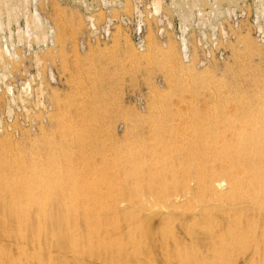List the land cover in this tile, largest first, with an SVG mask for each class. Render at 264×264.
Here are the masks:
<instances>
[{"label":"rangeland","instance_id":"1","mask_svg":"<svg viewBox=\"0 0 264 264\" xmlns=\"http://www.w3.org/2000/svg\"><path fill=\"white\" fill-rule=\"evenodd\" d=\"M21 2L24 7L17 18L4 16L6 28L0 31L1 43L14 54L0 65V186L5 185L0 187V205L9 199L6 206H14L13 197H21L14 207H0L1 264L8 260H14L10 264H264V226L259 218L253 222L247 218L251 221L245 220L247 225L243 220L245 227L238 239L230 240L231 233H227L214 236L213 241L204 240L201 230L215 232L219 223L193 218L201 208L199 200L206 195L196 187L205 175L249 143L255 147L258 143L256 148L250 146L254 150L264 149V102L263 109L258 105L264 100V16L254 17L253 9L248 14L249 2L243 0L240 17L216 32L218 39L212 40L220 43V57L215 53L209 62L198 60V64L195 59L190 63L181 59L179 45L171 36L161 41L150 30L146 50L138 51L122 24L113 28L108 42L82 49L87 25L92 21L102 29L103 22L111 18L105 8L113 0ZM232 2L237 0H220L226 4L220 10ZM139 5L140 0H125L118 10L135 23ZM31 7L53 29L45 43L36 35H26L31 32L25 29L23 10L33 12ZM111 15L117 18L119 14L112 11ZM247 42L253 45L249 53L244 47ZM125 46L137 56L124 53ZM168 55L174 65L167 61ZM26 84L29 91L24 92ZM239 105L258 108L260 113L255 108L251 111H255L251 121L245 119L257 125L255 133L246 121H237ZM53 133L61 136L51 146L61 172L37 174V169L57 164L48 161L44 149L37 151L42 139ZM33 153L38 155L32 157ZM4 162L18 165L17 169L27 164L29 173L4 172ZM53 189L61 190V196H56L58 205L53 192L48 193ZM28 194L30 199L24 200ZM15 211L26 213L24 221L31 224L32 232L36 225H48L47 215L53 212V216L61 213L60 218L50 219L53 222L67 221L95 232L87 236L83 228L80 238L75 237L77 243L88 237L83 246L77 253L63 255L57 253L55 240H50L49 234L54 239L59 234L60 228L53 227L41 235V244L34 242L41 250L33 251L34 232L24 230L18 240L13 237L18 231L8 232L6 225L14 220ZM166 211L173 215H161ZM189 236L195 237L194 244ZM15 242L29 250L18 251ZM177 242L186 247L174 249Z\"/></svg>","mask_w":264,"mask_h":264},{"label":"bare ground","instance_id":"2","mask_svg":"<svg viewBox=\"0 0 264 264\" xmlns=\"http://www.w3.org/2000/svg\"><path fill=\"white\" fill-rule=\"evenodd\" d=\"M17 1V0H16ZM35 1V0H34ZM173 1V3L175 4V0H172ZM178 2H177V5L179 6V7H182V6H185V5H187V2L186 1H184V0H177ZM208 1V0H207ZM206 1V2H207ZM220 1V0H219ZM236 1V0H235ZM24 2H27V0H24ZM41 2V1H40ZM159 3H160V0L159 1H157V5H159ZM208 3V2H207ZM210 3V2H209ZM212 4H213V2H211ZM199 4H201V0H190V5L191 6H198ZM23 5V6H22ZM34 5V4H33ZM214 6H217V2H215V4H214ZM20 7H24V3L23 2H21V0H18V2H15L14 0H0V31H2V29L5 27V24H4V22L2 21V19L4 18V16H6L8 19H11V17L13 16V17H16L17 18V16L16 15H18L17 13H19V11H20ZM32 8H34V7H31V9ZM24 9V8H23ZM215 12H217V11H221L220 10V7L219 8H215V9H213ZM22 11V10H21ZM24 11V15H23V17H24V20H25V29L26 30H29L31 33L30 34H26V35H36L35 36V38L36 39H38V40H41V42H43V43H45V41H47L48 39H49V33L53 30L51 27L49 28L48 26H47V24L42 20V18L39 16V14H38V11H37V9L36 8H34V11L32 12V11H30L29 9H27L26 10V8H25V10H23ZM22 11V12H23ZM5 17V18H6ZM15 18V20H17ZM14 19V18H13ZM8 22V21H7ZM16 23H17V21H16ZM11 24V23H10ZM18 25V24H17ZM4 26V27H3ZM6 28V27H5ZM44 29H46V32H44ZM25 30V31H26ZM54 32V31H53ZM20 33V32H19ZM28 33V32H27ZM24 34V33H23ZM50 36H52V35H50ZM38 40H36V41H38ZM244 43V42H243ZM54 44V43H53ZM244 47H245V49H247L246 50V52H250V51H253V45L250 43V42H247V43H245L244 44ZM249 50V51H248ZM124 53H126L129 57H131V58H135V56H137L133 51H130L129 49L127 50V47L125 46V50L123 51ZM150 51H148V53H149ZM169 52V51H168ZM149 55V54H148ZM166 55V54H165ZM14 56V54L10 51V49H9V47H8V45L5 43V44H2L1 43V40H0V65H4V63L6 62L5 61V59L6 58H11V57H13ZM151 56H155V58L158 56V55H156V54H152ZM174 56V55H173ZM166 59H167V61L169 62V63H171V64H175V63H172L174 60L171 58V55H168V57H166ZM173 60V61H172ZM178 63V62H177ZM178 65V64H177ZM178 68H180V67H178ZM4 70V69H3ZM182 70H183V68H182ZM186 70H190V69H186ZM6 71H7V69H6ZM185 71V70H184ZM188 72V71H187ZM188 73H190V71L188 72ZM205 74V73H204ZM4 75L5 74H3V77H4ZM195 74L193 73V76H194ZM191 76V75H190ZM3 77H2V79H3ZM196 77V76H195ZM193 78V77H192ZM4 79H5V77H4ZM209 79V78H208ZM214 79V78H213ZM207 80V79H206ZM1 81V80H0ZM4 81V80H3ZM217 82V81H216ZM209 84V83H208ZM2 85H3V83H2ZM27 86H25L24 87V92L25 91H29V86H28V84H26ZM8 87V86H7ZM10 87V86H9ZM193 88V87H192ZM7 90H8V92H10L11 91V89H9V88H7ZM6 90V91H7ZM203 92V91H202ZM11 93V92H10ZM10 93H9V95H10ZM27 93V92H26ZM29 93V92H28ZM192 93V92H191ZM25 95H27V94H25ZM29 95V94H28ZM198 96V95H197ZM30 97V96H29ZM216 97V96H215ZM251 99V98H250ZM264 99V98H263ZM244 101V100H243ZM249 101V100H248ZM226 102V101H225ZM263 102H264V100L262 101V103L260 104L259 102V104L258 105H260L261 107L263 106ZM247 103V102H246ZM251 105V104H250ZM248 105H246V106H241V105H239V110H238V112H236V113H238V116L237 117H239V118H237V121H238V119H240L241 121H246L245 119L246 118H248V120H249V117H252L251 115H252V113H255V111L256 112H258V113H260L259 111H258V108H255L256 107V105H252L253 106V109L252 110H254V108H255V111L254 112H252L251 113V107H249L250 108V110L248 109V107H247ZM255 106V107H254ZM258 107V106H257ZM238 109V108H237ZM236 109V110H237ZM257 109V110H256ZM262 109H263V107H262ZM170 110V109H169ZM263 112L264 111H262L261 110V113L263 114ZM172 115V114H171ZM264 115V114H263ZM220 116V115H219ZM255 116V115H254ZM171 117V116H170ZM263 118V117H262ZM221 119H222V117H221ZM225 119V118H224ZM243 119V120H242ZM251 119L252 118H250V120L249 121H251ZM254 119V118H253ZM210 120V119H209ZM227 120V119H226ZM239 120V121H240ZM240 121V122H241ZM255 121V120H254ZM264 121V120H263ZM262 121V122H263ZM247 122V121H246ZM248 123V126H251V127H253L252 125V123L251 122H247ZM254 123V122H253ZM259 123H260V121H259ZM264 123V122H263ZM262 123V124H263ZM164 124H166V123H164ZM226 124V123H225ZM238 124V123H237ZM250 124V125H249ZM255 124H257V122H255ZM261 124V125H262ZM244 125V124H243ZM236 126V125H235ZM240 126V125H239ZM255 126H257V125H255ZM254 126V127H255ZM263 126V125H262ZM254 127L252 128V130L254 129ZM259 127H261V126H259ZM258 127V128H259ZM264 127V126H263ZM241 128H243V126L241 127ZM245 129L247 128L246 126L244 127ZM243 128V129H244ZM251 130V128H247L246 129V131L247 130ZM261 129V128H260ZM252 130L250 131V132H252ZM255 130H256V127H255ZM255 130H253V132L255 131ZM261 131V130H260ZM243 132V131H242ZM255 133V132H254ZM246 134V133H245ZM61 138V136L60 135H55L54 133L53 134H50V135H46L43 139H42V141L40 142V145H39V148H37L38 150L37 151H41V149L43 150H45L46 151V154L48 155L47 157H48V161L50 162V160L51 161H57V164H53V163H51V166L50 167H47V168H40L39 170L37 169L36 170V172H38L37 174H40V175H42V174H46V172L47 173H49V174H57V173H59V172H61V165H59L58 163V156H57V154L55 153V151H56V149H54V148H52L51 146L53 145V144H56V141H57V139L58 138ZM252 140H250V142H251ZM247 143H248V141H247ZM250 144V146L251 147H254V148H256L257 146H258V143H255L256 144V147L255 146H252V143H249ZM248 144V145H249ZM246 145V144H245ZM253 145H254V143H253ZM259 145H261V146H259L258 148H261L262 147V142H261V144H259ZM250 146H248V147H250ZM8 147V146H7ZM7 147H1L2 149H7ZM44 147V148H43ZM248 147L247 148H238L237 150H235V151H230L231 152V155L230 156H228L229 158H226V159H224V160H222L220 163H219V165H217V168H215V170H214V172L213 171H211L210 173H208L207 175H205L204 177H203V180H201V182H198L197 184H196V182H195V184H196V187H197V185H198V188L200 187V189L202 188L203 190V192H205V196H204V194H203V196H204V199H200L199 200V205L201 206V208L199 209V211L197 212V214H195V216L193 217V218H195V219H198V220H200V221H202L203 223H211V222H217V223H219V227H218V230L217 231H215V232H213V231H209V232H207V231H203V230H201V234L203 235H205L204 236V240H205V238L207 239H209V240H212L213 241V239H214V236H215V238L217 237V236H219V237H221L222 235H224V234H230L231 233V235H229V237H230V240L231 239H238L239 237H237L240 233L242 234V232L243 231H241V230H243L242 228H243V226L245 227V225H247V223H246V221L245 220H247V218L249 219H251V221L253 222L254 220L256 221L258 218L260 219V220H262V223H260L261 221L260 220H258V224H262V226H264V149H263V147H262V149L260 150H254L253 148H249L248 149ZM257 148V149H258ZM2 149H1V151H2ZM14 149V148H13ZM33 150V149H32ZM43 150V151H44ZM175 150H176V148H175ZM6 152H7V150H5ZM9 151H11V148H10V150ZM36 151V150H35ZM204 152V151H203ZM40 153V152H39ZM201 153H202V151H201ZM11 154H13V153H11ZM10 154V155H11ZM230 154V153H229ZM35 155H38L37 153H33V154H31V156L32 157H34ZM41 155V154H40ZM7 156V155H6ZM24 158V157H23ZM5 159V158H4ZM8 159V158H7ZM1 160V159H0ZM2 160H3V158H2ZM6 161V160H5ZM23 161H25V159L23 160L22 159V163H23ZM37 161V160H36ZM47 161V162H48ZM8 162V161H7ZM11 162V161H10ZM20 162H21V160H20ZM48 162V163H49ZM5 163V162H4ZM33 163V162H32ZM19 164V163H18ZM26 164V163H25ZM36 164H32L31 165V167L32 168H36V166H35ZM39 164H37V168H39V166H38ZM15 166V167H14ZM13 166V164H12V166L10 165V164H8V163H5V165L4 166H1V169H3L2 171H4V172H8V171H13V173H18V172H25V173H27L28 171H29V167L27 166V164H26V166H21V164H20V168L19 169H17V166L18 165H14ZM45 166V165H44ZM13 168H15V169H13ZM33 170V169H32ZM35 170V169H34ZM212 170V169H211ZM207 171V170H206ZM216 171V172H215ZM1 172V171H0ZM3 172V173H4ZM10 173V172H9ZM29 173V172H28ZM202 173V172H201ZM5 174V173H4ZM61 174V173H60ZM28 175V174H27ZM15 176H17V175H15ZM25 176V175H24ZM53 176V175H52ZM51 176V177H52ZM60 176V175H59ZM14 177V176H13ZM12 177V178H13ZM196 178V177H195ZM51 179H54V177H52ZM201 179H202V174H201ZM57 180V179H56ZM192 180V179H191ZM197 180H200V178L198 177L197 179H196V181ZM38 182V181H37ZM32 183V182H31ZM11 184V183H10ZM44 184H45V182H44ZM188 184V183H187ZM4 185V184H3ZM3 185H1L0 187H2ZM30 185H32V184H30ZM41 185V184H40ZM60 185H61V183H60ZM60 185H58V186H60ZM5 186V185H4ZM3 186V187H4ZM28 186V185H27ZM27 186L25 187V188H27ZM43 186V185H42ZM190 186V185H189ZM11 187V186H10ZM9 187V188H10ZM44 187V186H43ZM49 187V186H48ZM56 187V186H55ZM12 188V187H11ZM31 188V187H30ZM33 188V187H32ZM47 188V187H46ZM178 188V187H177ZM28 189V188H27ZM190 189H192V188H190ZM9 190H13V189H9ZM16 190V189H15ZM29 190H31V189H28V191ZM42 190H44V188L42 189ZM45 190H47V189H45ZM193 190V189H192ZM27 191V192H28ZM40 191V190H39ZM11 191H9V193H10ZM23 192V191H22ZM25 192H26V190H25ZM45 192V191H44ZM53 192V197L54 198H52V196H51V198L52 199H54L53 200V202H54V204H57V199H56V196H61V190H55V189H53V191L51 190V191H49L48 193H52ZM55 192H58V193H55ZM14 193H16V191H14ZM13 193V194H14ZM18 193V192H17ZM29 193V192H28ZM195 193V192H194ZM12 194V193H11ZM25 194V193H24ZM30 194H32L33 195V193H31L30 192ZM44 194H46V193H44ZM15 195V194H14ZM39 195V194H38ZM20 196V195H19ZM45 196H47V195H45ZM44 196V197H45ZM11 197H12V195H11ZM36 197L37 196H35L34 198L36 199ZM44 197H42V198H44ZM193 197V196H192ZM23 198V197H22ZM30 199V196H29V194L28 195H24V200H29ZM33 198V199H34ZM38 198V197H37ZM59 198V197H58ZM162 198V197H161ZM171 198H172V196H171ZM195 198V197H194ZM197 198V197H196ZM199 198H201V197H199ZM8 199V198H7ZM13 199H14V202L12 201L11 203H15L14 204V206L15 205H17V204H19V202L16 200V199H21V197L20 198H17V196H15V197H13ZM176 199V198H175ZM178 199V198H177ZM192 199V198H191ZM4 200V199H3ZM39 199H37L36 200V202L35 203H38L37 201H38ZM45 200H46V198H45ZM50 200V199H49ZM49 200H47V201H49ZM5 201H6V199H5ZM8 201H9V199H8ZM7 201V202H8ZM16 201L18 202L17 204H16ZM40 201V200H39ZM171 201H173V200H171ZM177 201V200H176ZM193 201V200H192ZM7 202L5 203V206H6V204H7ZM28 203H30L29 201H27ZM27 202H25L26 204H27ZM197 202V201H196ZM3 203V204H4ZM34 202H32V204H33ZM173 203H174V201H173ZM10 204V203H9ZM34 205V204H33ZM58 205V204H57ZM5 206H3V205H0V207H2L3 209H6L7 207H9L8 205L6 206V208H5ZM13 205L11 206V207H14ZM46 206V205H45ZM51 206H52V203H51ZM11 207H9V208H11ZM17 207V206H16ZM15 207V208H16ZM53 207V206H52ZM51 207V208H52ZM55 207V206H54ZM53 207V208H54ZM58 207H60V204H59V206H57V207H55L56 209L58 208ZM61 208V207H60ZM59 209V208H58ZM160 210V209H159ZM21 211V210H20ZM172 211H173V209H172ZM179 211V210H178ZM177 211V212H178ZM22 212H24V211H22ZM164 212V211H163ZM167 212V214H162L161 213V215H164V217L166 216V215H171L172 213L170 212H168V211H166ZM175 212V211H174ZM25 213V212H24ZM21 214L20 212L18 213H16V211H15V213L13 214V217L12 218H14V220L13 221H11L10 220V222H9V225L7 224V223H4L3 225H5V224H7L6 226H7V229H8V232L9 233H11V231L12 230H15V231H18V233H17V235L16 236H13V237H15V239L16 240H18V239H22L23 238V236L20 234V233H25L24 232V230L26 231L30 226H31V224L30 223H28V222H26V221H24V219H27V216H26V213L25 214ZM28 213V212H27ZM54 213V212H53ZM53 213H52V215H47V220L48 221H50V223H48V225H36L35 226V229L36 230H34L33 232H34V238L35 239H33L32 240V243H31V248L33 249V251H35L34 249H36V247H37V249H38V245L39 244H41V243H39L40 241V237H41V235H46V232L47 231H52V230H49V229H51V228H53V227H55V228H60L59 229V234H58V236H55V239H54V236H53V234L51 233V234H49L51 237H50V240H55V246L57 247V249L59 250L57 253H63V255H64V253H77L78 251H79V249L83 246V240L84 239H88V237H86V238H83L82 239V241L81 242H79V243H77V241H78V239H77V241H76V239H75V237H77L78 235H79V238H80V234L81 233H79V232H81L82 231V229L83 228H86V230H85V233H86V235L87 236H92V234H94V232L95 231H90V230H88V227H82V229L78 226V224H75V223H73V224H71V222H61V220H58L57 222H53V221H51L50 219H52V220H54V217H56L55 219H58V218H60L61 217V213L58 215V214H56V215H58V216H53ZM160 213V212H159ZM29 214V213H28ZM27 214V215H28ZM35 214V213H34ZM33 214V215H34ZM43 214V213H42ZM175 214V213H174ZM12 215V214H11ZM32 215V214H31ZM173 215V214H172ZM37 216V215H36ZM65 216H67V215H65ZM11 217V216H10ZM29 217V216H28ZM72 217V216H71ZM32 218H34L33 216H32ZM65 218V217H64ZM67 218V217H66ZM72 218H75V216L74 217H72ZM246 218V219H245ZM249 219V220H250ZM9 220V219H8ZM243 220L245 221L244 223H245V225H242V223H243ZM249 220H247L248 221V223H250L249 222ZM199 221V222H200ZM29 222H30V220H29ZM35 224V223H34ZM254 225H256V224H254ZM242 226V227H241ZM241 228V229H240ZM256 228H257V225H256ZM260 228H261V226H260ZM6 229V230H7ZM258 230H262V228L261 229H258ZM28 231H31V230H29L28 229ZM61 231V232H60ZM32 232V231H31ZM33 232H32V235H33ZM238 232H240V233H238ZM258 233V232H257ZM260 233V232H259ZM5 235V234H7V233H5V232H2L1 233V235ZM56 234V233H55ZM227 234V235H228ZM262 234L264 235V233L262 232ZM76 235V236H75ZM242 236V235H241ZM257 236V235H256ZM262 237V236H261ZM260 237V238H261ZM264 237V236H263ZM189 238H190V240H191V242L190 243H192V244H194L196 241V239H195V237H194V239L191 237V236H189ZM223 238H224V236H223ZM226 238H228V237H226ZM45 239V238H44ZM46 239H47V237H46ZM207 239V240H208ZM217 239H219V238H217ZM225 239V238H224ZM189 240V239H188ZM189 240V241H190ZM228 240H229V238H228ZM257 240H259V239H257ZM38 242L39 244H37V243H35L34 244V242ZM10 242V241H9ZM44 242V241H43ZM42 242V243H43ZM76 243H77V245H76ZM80 243H82V245L80 244ZM209 243V242H208ZM198 244V243H197ZM15 248L16 249H18V251H20V252H22V250L23 251H25V247H26V245H25V247H24V245L22 244V243H17V242H15ZM179 245H180V243L178 244V242H177V245H175L174 246V249L176 248V250L178 249V251H179V249H182V245H184V243H181V247H179ZM196 245V244H195ZM194 245V246H195ZM209 244H207V246H208ZM205 246V245H204ZM18 247V248H17ZM46 247H47V244H46ZM46 247L44 248V249H46ZM80 247V248H79ZM184 247H186V245L184 246ZM183 247V248H184ZM206 247V246H205ZM40 248V247H39ZM42 248V247H41ZM41 248H40V250H41ZM191 248H194V247H191ZM190 248V249H191ZM200 248V247H199ZM29 250V248H27L26 247V250ZM203 249H205V248H203ZM207 249V248H206ZM39 250V249H38ZM194 250V249H193ZM200 251V250H199ZM224 252V251H223ZM259 252V251H258ZM23 253V252H22ZM222 253V252H221ZM21 255V254H20ZM14 256V255H13ZM17 256H18V254H17ZM16 256V257H17ZM39 256V255H38ZM70 256V255H69ZM100 256V255H99ZM6 257V256H5ZM23 257V256H22ZM105 257V256H104ZM18 258H21V257H19L18 256ZM28 258V257H27ZM65 258V257H64ZM71 258V257H70ZM23 259V258H22ZM22 259H17L16 258V260L18 261V260H21V262L23 263V261H22ZM101 259V258H100ZM11 260V259H10ZM23 260H25V258L23 259ZM30 260V259H29ZM29 260H28V262H29ZM36 260V259H35ZM98 260V259H97ZM9 261V260H8ZM6 262V264L8 263V264H10L11 263V261H10V263L9 262ZM14 261V260H13ZM12 261V262H13ZM40 261V260H39ZM64 261V260H63ZM18 262H20V261H18ZM25 262V261H24ZM32 262V261H31ZM38 262V261H37ZM102 262V261H101ZM15 263V262H14ZM26 263V262H25ZM33 263V262H32ZM34 263H35V261H34ZM0 264H1V262H0ZM4 264V263H3ZM18 264V263H17ZM20 264V263H19ZM27 264V263H26ZM30 264V263H29Z\"/></svg>","mask_w":264,"mask_h":264},{"label":"built area","instance_id":"3","mask_svg":"<svg viewBox=\"0 0 264 264\" xmlns=\"http://www.w3.org/2000/svg\"><path fill=\"white\" fill-rule=\"evenodd\" d=\"M157 1L159 0H140L141 6H137L140 15L135 16L134 23L132 17L125 15L122 10H118L123 6V3L125 4V0H113V5L105 8L107 16L110 14L111 18H106L102 29L92 21L90 26L86 24L88 27L80 41L81 48L87 49L91 45L108 42L113 34L111 33L113 28L122 24L128 30L133 44L140 52L146 50V38L150 30L161 41H165L171 36L179 45L180 57L184 62L190 63L195 59L197 63L199 60L201 64H205L209 62L208 59L213 58L215 53L219 52V41L212 43V40L218 39L216 32L219 34L225 25L228 27L229 24L234 23L233 20L240 17L239 6L243 0L232 2L226 9L218 12L213 9L226 5L219 3V0H211L213 5H207L205 0H201V4L194 7L190 5V0H184L187 5L182 7L177 5V0H175V4L172 0H160L159 5H157ZM244 1L249 2L248 14H251L253 9L254 17L264 16V0ZM215 2H217V6H214ZM112 11L118 12L117 18L111 15ZM111 21L116 24L113 23L109 26ZM218 56L220 57V54Z\"/></svg>","mask_w":264,"mask_h":264}]
</instances>
